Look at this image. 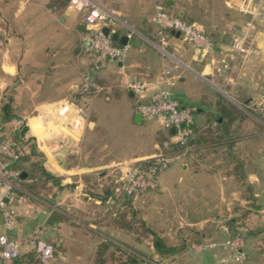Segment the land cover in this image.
I'll list each match as a JSON object with an SVG mask.
<instances>
[{"label": "crops", "instance_id": "1", "mask_svg": "<svg viewBox=\"0 0 264 264\" xmlns=\"http://www.w3.org/2000/svg\"><path fill=\"white\" fill-rule=\"evenodd\" d=\"M149 22L151 30L143 28V37L134 34L130 26L121 28L113 24L112 30L127 35L128 51L122 61H109L94 71L89 66V55L79 50L81 13L70 10L67 3H52V0H0V114L7 107L13 112L20 110L2 121L0 139L17 141L32 137L45 158L44 168L53 175L52 179L44 181L51 184V191L39 195L20 186L18 180L20 188L39 204L35 217H28L30 212L20 217L12 236L24 240L32 231L26 221L34 218L36 226L44 228L42 237L53 248L57 247L64 258L63 252L70 248L86 249L88 242L94 247L95 242H99H94V238L100 236L125 241L129 235L127 226L133 217L141 220L148 217H138L134 212L143 199L126 198L117 191L113 169L116 162L151 155L160 143L159 119L143 115L135 117L137 99L135 93L129 94L131 89L128 87L132 80L162 86L166 79L164 71L171 67V60L164 57L150 40L149 35L157 40L158 35L157 25L151 19ZM167 42L186 61L183 43L187 41L172 32ZM187 45L193 52L190 61L198 66L200 84L213 89L209 91L203 87L197 98L206 107L199 106L204 118L201 122L196 119L197 123H207L206 113L216 108V94L224 97L212 85V81L217 80L230 86L235 98L227 100L245 113L246 125L236 120L239 130L229 151L220 146V151L217 149L213 157H210L211 152L203 158L189 154L186 162H181V168L186 170L193 162L194 170L200 174L194 173V179L186 184V204L173 207L177 212L183 210L185 214L181 216H186V247H190L191 241L221 240L228 233L238 231L244 238L247 253L244 264H264V30L252 37L248 35L246 52L241 55L233 52L231 43L218 40H215L213 50L204 54H197V49L189 42ZM224 52L231 57V70L216 73L215 61ZM84 72L106 83L100 92L105 95L103 100H126L133 122L143 125L146 119H155L147 148L123 158H107L106 152L96 150L93 143L96 121L89 117L90 111L78 115L76 127L71 125L75 118L72 112L67 116L59 113L65 101L78 91ZM187 80L186 71L180 73L173 87L174 95L180 96L178 99L182 103L193 102ZM151 91L149 87L147 92ZM8 93L12 97L6 96ZM17 101L21 103L17 105ZM35 116L38 118H33ZM241 123L248 128H239ZM26 146L28 151L30 145ZM27 162H18L19 170L23 169L26 175ZM163 179L162 175L158 179V192L166 189ZM127 209L130 211L125 213ZM164 217L165 214L160 213L156 219L159 222ZM156 219L150 220L156 222ZM222 224L229 228L228 232L222 229ZM229 251L230 248L223 245L208 248L193 255L192 263L186 261V264H220L217 263L218 256Z\"/></svg>", "mask_w": 264, "mask_h": 264}, {"label": "rangeland", "instance_id": "2", "mask_svg": "<svg viewBox=\"0 0 264 264\" xmlns=\"http://www.w3.org/2000/svg\"><path fill=\"white\" fill-rule=\"evenodd\" d=\"M13 1L16 2V0ZM97 1L110 14L115 16V26L118 25L121 28L130 26L134 34L142 37L144 36L142 33L143 28L151 30L148 28L150 27L148 25L150 23V16L156 4L159 3L163 4L167 9L171 8V12L178 13L184 19L194 22L206 31L212 39L213 48L215 47V40L225 44H232L234 38L241 36L248 27V35H251V37L252 34L254 35L259 30H264V14L252 18L249 13L238 9L237 3L239 0H171V6L169 7L165 5L166 0ZM262 11L264 13V10ZM250 21L253 23V27L248 25ZM149 37L153 45L154 42L157 43L155 36L149 35ZM183 46L186 47V61L183 55L174 51L170 42H165V50H161L157 46L155 47L164 57L171 60V67L167 68H172L174 73L178 75L186 71L188 79L187 90L189 89L191 101L198 104V106L201 105L202 108H206L205 105L200 104L197 98H199L203 87H207L209 91H213V89L205 84H200L202 80H199L198 66L190 61V56L193 52L188 48L187 42L183 43ZM222 54L230 63V55L226 52ZM175 64H178V66L174 67ZM217 82V80L216 82L212 81L214 89L222 93L226 99L234 100L235 96L231 92L230 86ZM6 96L12 97V94L8 93ZM104 96L102 93H99L90 103L91 110H89V117L95 118L96 121V128L93 131L95 137L92 139L93 143L96 144V150L99 152L104 150L103 153L106 152L107 158H123L139 149L147 148L153 136V132L151 134L150 130L155 128V119H146V123L143 125L137 124L131 119L125 99L113 98L107 101L103 100ZM18 103L21 102L17 101L16 104L18 105ZM7 108L9 114L20 112V110L14 108V112L9 107ZM33 118H38V116ZM195 118L201 122L204 114L197 112ZM245 120L243 119L241 122L245 124ZM242 123L239 124V128L246 130L248 127L245 126L246 124L242 125ZM32 139L30 136L25 139L27 142L31 141L30 145L34 144L36 152L27 163L33 161L38 166L42 164L44 167L45 158ZM99 148L101 149L99 150ZM217 149L220 151L221 147ZM202 152H206V150L203 149ZM213 156L214 153H211L210 157ZM181 162H186V155L180 161L170 164L165 171L157 176V180L160 179L161 175L164 178L162 180L166 188L164 191L158 192L154 188L134 196L144 201L140 205L135 206L136 211L134 210V212L137 213L138 217L143 218L146 215V217H151L150 219L152 220V218L156 219L160 213L165 214V217L161 218V221L158 222V219H156V222H151L148 217L143 218V220L133 217L127 226L129 235L125 241L100 236L99 238H94V242L99 241L95 242L94 247L91 246L93 243L88 244V242L85 244L86 249L85 247L70 248L68 252H63L64 258L61 257L58 248L55 247L53 248V259L48 264H186V261L192 263L193 255H197L196 253L200 254L203 250L196 251L191 247H186V216H181L184 213L183 210L177 212L173 207L176 205L180 207V205L186 204V184L194 179L192 176L194 173L197 176L200 174L194 170L193 162L190 163L191 167L188 170L181 168ZM20 186L32 193H37V195L41 192L51 191L52 189L51 184H46L41 179L33 181L32 186H28L22 182ZM28 196L31 203V211H29L31 214L28 217H35L37 214L36 206L39 202L31 195L28 194ZM157 204H164L165 206ZM129 211L127 209L125 213ZM32 219L34 218H28L26 221V225H29V230L38 227L36 226L37 222L34 223ZM40 228L44 231L42 226ZM156 237L163 245L161 251L154 244Z\"/></svg>", "mask_w": 264, "mask_h": 264}, {"label": "built area", "instance_id": "3", "mask_svg": "<svg viewBox=\"0 0 264 264\" xmlns=\"http://www.w3.org/2000/svg\"><path fill=\"white\" fill-rule=\"evenodd\" d=\"M67 7L81 13V22L85 25L110 26L114 21L115 16L97 0H68ZM237 7L240 11L249 13L252 18L264 14L262 11L264 0H239ZM150 19L157 25L158 40L154 45L161 50H165L164 44L169 35L165 31L166 28L172 32L178 31L179 35L195 49H204L206 53L213 50L212 39L206 31L194 22L170 12L161 3L156 4ZM248 25L253 27L251 21ZM248 29L232 42L231 48L236 55L246 52ZM78 44L80 52L89 55L91 70H98L109 61H122L129 48L128 42L115 43L110 35L104 34L100 28L82 30ZM215 62L216 73H227L231 70V64L225 56L219 57ZM177 66L178 64H175L174 67ZM164 72L166 79L162 86L144 80L128 82V87L135 93L136 99L140 100V103L136 104L137 111L145 117L159 119L162 132L168 136L160 141L158 149L151 155L114 164V186L124 197H134L157 188V176L170 164L180 161L184 155L191 154L192 151L186 143L193 134L191 123L196 107L182 103L174 95L173 87L179 75L174 73L172 68H166ZM149 87L152 88L150 93L147 92ZM103 89L104 86L94 81L91 73L84 72L78 91L65 101L59 113L67 116V113L72 112L75 118L71 125L76 127L79 124L78 115L89 112L91 100ZM171 127L175 129L173 134L169 131ZM172 142H179L184 147L181 150H172L170 149ZM26 152L25 144L0 139V264H48L54 256L53 246L42 237L43 230L40 227L30 231L24 240L11 235L20 222V215L31 211L28 193L22 190L18 183L20 170L11 165ZM221 226L223 230L229 231L226 225ZM219 245L229 247L230 251L219 255L217 263L244 264L247 260L244 238L238 231L228 233L221 240L209 238L190 242V247L199 251Z\"/></svg>", "mask_w": 264, "mask_h": 264}, {"label": "trees", "instance_id": "4", "mask_svg": "<svg viewBox=\"0 0 264 264\" xmlns=\"http://www.w3.org/2000/svg\"><path fill=\"white\" fill-rule=\"evenodd\" d=\"M68 0H52V3H61L66 4ZM171 8H168L170 10ZM173 13V12H172ZM179 15L178 13H174ZM182 17V16H181ZM183 18V17H182ZM114 21L110 24V27L113 28ZM117 30V27L115 28ZM165 31L170 35L172 34L170 29H165ZM113 41L115 43H119L117 40ZM90 66V64H89ZM97 71V70H94ZM92 78L97 83L106 86L103 81L99 80L96 76L92 75ZM118 80V79H117ZM115 80V82H118ZM186 104L194 105L196 108L193 113V121L191 123L193 134L187 140L186 145H189L192 148L191 154L195 155L196 157L203 158L204 154L206 153H215L217 152V148L220 146H224V151H229L232 147L236 134L238 133L237 129L238 126L235 125L236 120L242 121L245 118V113L234 105L232 102L228 101L224 98L221 94H216L215 104L216 108L212 111H208L206 113V121L205 125H199L196 121L195 114L199 112V106L196 103L190 102ZM10 114L8 113V108L3 109L2 114H0V123L2 121L8 119ZM208 127V128H207ZM167 133H161L162 139L167 138ZM16 142L23 143L25 145L28 144L27 140H17ZM29 147V146H28ZM184 147L183 144L179 142H172L170 149L172 150H181ZM205 149L206 152H202ZM212 149V150H210ZM35 147L34 144L30 145V149L22 155L19 159L12 162V167L16 169H20L21 165L18 163L19 161H29L33 154H35ZM186 156H189L186 155ZM28 174L24 177L19 176L18 180L21 183H24L28 186H32V182L35 180H47L52 179L53 175L49 173L42 164L37 165V163L30 161L27 167ZM37 171V172H36ZM34 172V173H33ZM26 179L28 181H26ZM126 198H131L126 197ZM154 244L158 250H162L163 245L156 237L154 239Z\"/></svg>", "mask_w": 264, "mask_h": 264}, {"label": "water", "instance_id": "5", "mask_svg": "<svg viewBox=\"0 0 264 264\" xmlns=\"http://www.w3.org/2000/svg\"><path fill=\"white\" fill-rule=\"evenodd\" d=\"M166 6H170L171 5V0H166V4H165ZM79 27L82 29V30H84L85 28H100L101 29V31L104 33V34H109L110 35V37L112 38V39H114V40H117V41H119V43H121V44H124V43H126L127 42V40H128V37H127V35L126 34H119L117 31H114V30H112L111 28H110V26H108V25H103V26H100L99 24H93V25H85L84 23H80V25H79ZM175 33L177 34V35H179V32L178 31H175ZM196 53L198 54H204V53H206V51L204 50V49H202V50H200V49H197V51H196ZM129 94L130 95H134V92L132 91V90H130V92H129ZM140 103V100H137L136 101V104H139ZM142 116V114H141V112H136L135 113V117L136 118H140ZM169 131L173 134V133H175V129H174V127H171L170 129H169ZM26 175V172L22 169V170H20V176L21 177H24Z\"/></svg>", "mask_w": 264, "mask_h": 264}]
</instances>
